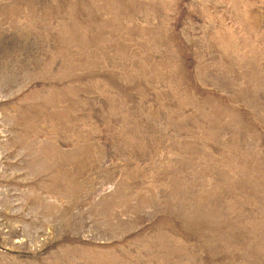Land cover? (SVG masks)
Masks as SVG:
<instances>
[{
	"label": "rangeland",
	"instance_id": "rangeland-1",
	"mask_svg": "<svg viewBox=\"0 0 264 264\" xmlns=\"http://www.w3.org/2000/svg\"><path fill=\"white\" fill-rule=\"evenodd\" d=\"M0 264H264V0H0Z\"/></svg>",
	"mask_w": 264,
	"mask_h": 264
}]
</instances>
